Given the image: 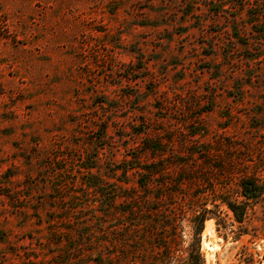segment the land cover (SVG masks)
Wrapping results in <instances>:
<instances>
[{
  "label": "rangeland",
  "instance_id": "374dc122",
  "mask_svg": "<svg viewBox=\"0 0 264 264\" xmlns=\"http://www.w3.org/2000/svg\"><path fill=\"white\" fill-rule=\"evenodd\" d=\"M134 193L154 240L128 216ZM197 249L264 264V0H0V264H188Z\"/></svg>",
  "mask_w": 264,
  "mask_h": 264
},
{
  "label": "trees",
  "instance_id": "16d2710c",
  "mask_svg": "<svg viewBox=\"0 0 264 264\" xmlns=\"http://www.w3.org/2000/svg\"><path fill=\"white\" fill-rule=\"evenodd\" d=\"M150 148H151V146L147 147L146 150L147 149L151 150ZM152 148L154 149V151L157 150L156 147H153V145H152ZM157 166L158 165L150 164V165H146L144 168L141 169V171L144 172V173H142L144 175L142 176V179L140 178L136 182L137 191L138 190H140V191L144 190L146 192L147 190L152 188L153 184L156 182L155 176L157 174V168H158ZM135 170H138V169H135ZM128 171L129 170H124L123 173L126 175L128 173ZM143 177H146V178H143ZM93 188L96 190H99L102 187L100 185V186H94ZM103 196L109 197L108 200L102 201V205L106 206L107 209H109V208L111 209L114 205H116L117 200L119 198H121L119 195H114V196L110 197V194H109V196H107V195H103ZM125 200L128 201L129 205H131V206L133 205L131 207V209L127 212H129L128 216L132 217L133 221L136 223V224H134V228H136V233H137V231L142 233V232H144L143 229L145 227H148L149 230H152L151 231V234H152L151 239L154 240V236H155L154 231L158 227L157 223L155 221H152V220H146V219H144L143 216H141V214L145 212V210L143 211V207L141 206V204H144V202H147V201L150 202V201L147 199H144L145 200L144 202L140 201L138 194H135V193L133 196L126 197ZM230 208L236 215L240 214L238 211L239 207L232 205ZM110 219H111V213H109V210H107L103 214L97 215L96 217L92 218V221H93L92 224H94V226L96 224V226H97L96 227L97 229L93 230V234H95L98 237V240L96 243H94L95 247L93 248V250H91L89 252L91 253V255H93L96 258V260H98L99 262H102V263L108 262L112 258V254L110 252V246H111L110 244L111 243L108 241V239H106L110 235V232L108 231ZM201 223H202V225H201L200 230H199V235L203 232L204 218H202ZM134 240H135L134 242L136 244H140L142 242L141 238L136 237V239H134ZM199 251L200 250L197 249L195 251L196 254L192 253L191 261L188 264H201L202 263L201 259H200ZM147 255L153 256L150 253H147ZM83 256L85 257V255H83Z\"/></svg>",
  "mask_w": 264,
  "mask_h": 264
},
{
  "label": "bare ground",
  "instance_id": "6f19581e",
  "mask_svg": "<svg viewBox=\"0 0 264 264\" xmlns=\"http://www.w3.org/2000/svg\"><path fill=\"white\" fill-rule=\"evenodd\" d=\"M207 230L212 235L213 234V231H212L213 230V225L212 224H208ZM204 246H205L206 249H209L211 252H214V251H216L218 249V243L217 242H215L213 244H212V242H205Z\"/></svg>",
  "mask_w": 264,
  "mask_h": 264
}]
</instances>
